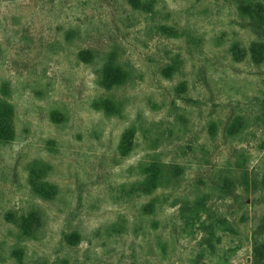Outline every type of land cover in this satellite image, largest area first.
<instances>
[{
	"label": "rangeland",
	"instance_id": "rangeland-1",
	"mask_svg": "<svg viewBox=\"0 0 264 264\" xmlns=\"http://www.w3.org/2000/svg\"><path fill=\"white\" fill-rule=\"evenodd\" d=\"M3 103L0 264H264V38L235 0H0Z\"/></svg>",
	"mask_w": 264,
	"mask_h": 264
},
{
	"label": "trees",
	"instance_id": "trees-1",
	"mask_svg": "<svg viewBox=\"0 0 264 264\" xmlns=\"http://www.w3.org/2000/svg\"><path fill=\"white\" fill-rule=\"evenodd\" d=\"M238 2L239 8L242 12L252 18L255 25L256 34L259 39L264 38V4L256 0H235ZM87 55L83 52L81 55ZM126 73L123 71L121 65L113 60H109L105 65L100 84L106 89H113L119 87L124 83ZM104 107L108 110H113L114 104L109 100H105ZM15 137V123L14 111L11 105L7 103L0 104V141L9 143ZM136 128L129 127L123 133L120 151L123 156L130 154L136 147ZM37 162H33L29 166V180L33 191L42 198H51L55 195L56 187L48 182L43 181V171ZM146 175L145 181L140 185L139 190L143 194L152 193L158 186L161 166L154 163L150 166L144 167ZM33 222H39V218L35 217ZM24 226V225H23ZM25 231H30L27 226H24Z\"/></svg>",
	"mask_w": 264,
	"mask_h": 264
}]
</instances>
